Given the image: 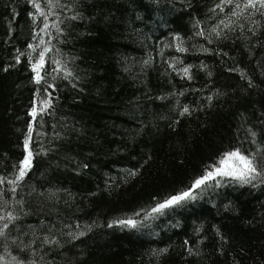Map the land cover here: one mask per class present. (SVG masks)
<instances>
[{"label": "trees", "instance_id": "obj_1", "mask_svg": "<svg viewBox=\"0 0 264 264\" xmlns=\"http://www.w3.org/2000/svg\"><path fill=\"white\" fill-rule=\"evenodd\" d=\"M248 4L0 0V264H264V7ZM237 150L249 182L193 187Z\"/></svg>", "mask_w": 264, "mask_h": 264}, {"label": "snow or ice", "instance_id": "obj_2", "mask_svg": "<svg viewBox=\"0 0 264 264\" xmlns=\"http://www.w3.org/2000/svg\"><path fill=\"white\" fill-rule=\"evenodd\" d=\"M226 2L231 3V0H226ZM256 3H259L261 7H264V0H249L248 6L255 7ZM237 7H239V5H237ZM253 160L254 157L249 158L248 156L241 154L239 150L226 153L220 161V164L223 165V167H216L214 171H208L206 175L194 181V187H201V185H203L206 181L213 179L215 176H230L234 179L247 183L249 182V178L252 177V174L257 172ZM23 164L26 168L30 164V160L25 158ZM23 175L24 169L22 168L20 176L22 177ZM188 198H193L191 189L184 191L179 195L172 196L166 201L160 203L158 207L153 209V212H160L161 210L171 207L172 205ZM120 223H127L132 226H135L136 224V222L132 219L121 221Z\"/></svg>", "mask_w": 264, "mask_h": 264}, {"label": "bare ground", "instance_id": "obj_3", "mask_svg": "<svg viewBox=\"0 0 264 264\" xmlns=\"http://www.w3.org/2000/svg\"><path fill=\"white\" fill-rule=\"evenodd\" d=\"M44 14V13H43ZM32 23H40L39 26H45V27H41V29H38L36 32H35V36H36V43H38L37 45H35L36 48H39L40 50H44L46 49L47 47V44H48V41L49 40H46L44 37H43V31L44 30H47V27L48 28H52L50 25H47L49 23L48 19L45 18L44 15L40 16V15H36L34 17H32ZM51 24V23H49ZM61 24V23H60ZM52 73H53V69H52Z\"/></svg>", "mask_w": 264, "mask_h": 264}, {"label": "rangeland", "instance_id": "obj_4", "mask_svg": "<svg viewBox=\"0 0 264 264\" xmlns=\"http://www.w3.org/2000/svg\"><path fill=\"white\" fill-rule=\"evenodd\" d=\"M40 65H42V62H40L37 66L39 67ZM23 167H25L24 164H23ZM217 167H223V165L219 164ZM215 168H216V167H215ZM215 168H214L212 171H214ZM252 175H253V174H252Z\"/></svg>", "mask_w": 264, "mask_h": 264}]
</instances>
